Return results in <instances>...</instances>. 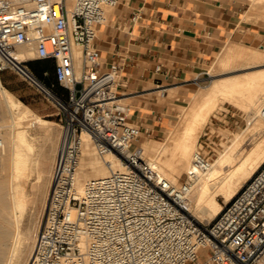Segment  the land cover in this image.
<instances>
[{"label":"built area","instance_id":"1","mask_svg":"<svg viewBox=\"0 0 264 264\" xmlns=\"http://www.w3.org/2000/svg\"><path fill=\"white\" fill-rule=\"evenodd\" d=\"M66 1L0 0V71L15 70L43 92L61 125L43 220L26 264H199L203 252L206 264H264V162L212 220L196 219L189 210L193 179L212 160L196 150L184 180L166 177L137 142L142 127L118 91L119 63L101 65L97 30L117 0H73L70 7ZM20 45H34L35 57L49 61L52 80L16 57ZM259 114L264 118V103ZM86 136L100 156L111 153L124 166L79 189Z\"/></svg>","mask_w":264,"mask_h":264},{"label":"bare ground","instance_id":"2","mask_svg":"<svg viewBox=\"0 0 264 264\" xmlns=\"http://www.w3.org/2000/svg\"><path fill=\"white\" fill-rule=\"evenodd\" d=\"M66 2L70 7L73 0ZM254 6L264 11V0H254ZM74 51L78 60L80 48L74 46ZM222 51L224 53L216 61L217 67H210L209 74L264 64V49L255 46L227 45ZM14 53L19 59H29L35 53L34 45H20ZM77 64L79 65L78 62ZM261 69L249 74L230 73L221 78H214L210 84L202 87L205 90H196L191 95L195 104L192 102L185 110L180 111L177 124L166 132L152 158H148L157 164L166 177L175 181L176 176L184 169L188 171L194 165L193 154L197 150L194 144L195 136L201 131V126L217 104V99L224 98L244 108L249 128H244L246 132L243 135L241 133L240 137L235 134L236 138L234 137L229 149L227 148L225 153L217 154L218 157L208 169H197L194 176L189 194V210L200 221L212 220L221 210L223 203L231 199L264 162V118L259 114L264 103V68ZM46 89V94L50 96L51 91L47 87ZM203 95L207 98L205 96L201 101ZM0 106L8 118L6 124L2 121L4 128H0V264H23L33 248V243L31 244L28 238L35 241L31 231L22 227L27 205L26 185L34 174L39 192L44 194L47 186V181L41 182L45 172L42 155L37 152L38 149L36 150V145L28 134V128L44 127L51 123L18 100L3 86L1 80ZM186 120H189L188 123ZM139 145L141 147V144ZM55 154H51L52 161ZM123 166L120 159L111 153L100 156L86 136L76 172L78 187L82 189L88 179L104 175L112 169H122ZM51 172L50 170V174ZM218 194H222L223 203L217 200Z\"/></svg>","mask_w":264,"mask_h":264},{"label":"crops","instance_id":"3","mask_svg":"<svg viewBox=\"0 0 264 264\" xmlns=\"http://www.w3.org/2000/svg\"><path fill=\"white\" fill-rule=\"evenodd\" d=\"M247 3L117 0L108 21L98 26L95 43L103 67L120 65L118 91L133 121L156 124L164 104L159 96L183 94L207 81L209 63L225 41L246 36ZM200 257L199 264H206Z\"/></svg>","mask_w":264,"mask_h":264},{"label":"rangeland","instance_id":"4","mask_svg":"<svg viewBox=\"0 0 264 264\" xmlns=\"http://www.w3.org/2000/svg\"><path fill=\"white\" fill-rule=\"evenodd\" d=\"M247 7L248 8L245 12L246 18L244 20L245 22H247V27L243 28V30L247 31L246 36L243 37V39H235L230 41L226 40L225 43L227 41L228 42L226 44L224 43L225 45L223 44L217 51V53L212 57L209 63L208 70L210 69V67H217L216 61L217 58L224 53L222 51L224 46H255L260 49H264V11L254 6V0H248ZM35 55L36 54L34 53V55L29 58L27 65L39 77L44 78V81L48 83L50 80H52V71L49 70V75L46 77L43 76L42 71L44 69H47V66H52L48 60L36 58ZM261 68H264V64L243 69L229 70L214 75L209 74V78L205 83L196 85L194 88L189 89V91L186 93L172 94L166 91L164 96H159L160 101L164 104L161 112V118H157L156 124L143 123L142 125L141 121H135L142 127V133L138 139L139 141L137 142L139 144V142L142 141L141 147L143 148L144 155L147 158H152V154L156 152L155 149L158 148L159 144L162 142L166 132L177 124L179 114L183 110H185L190 103L193 102L191 100V94L194 90H200V88L204 87L206 84H210L212 80H214V78H221L224 75H230V73H254L262 70ZM241 70L242 72H239ZM0 80L3 86L8 88L15 95V97L18 98V100L29 106L35 113L50 120L49 122L51 123V125L46 124L44 125V127L28 128V134L35 143L36 150L38 149L37 152L41 153L42 155L45 172L42 178L43 181L41 180V182L47 181V186L45 188L44 194L39 192V185L34 174L30 179H28L26 185L27 205L25 206L22 218V227L25 230L27 229L31 231V235L34 239L36 238V234L43 220L44 204L50 184V170L52 171V165L54 162V160H51V154L52 152L57 153L60 141L61 125L59 114L57 113V109L50 101V99H48L43 94V92L38 91L35 86L28 81V79L21 76L15 70L5 69L3 71H0ZM201 90L203 91L205 89L202 88ZM205 96L206 95H203L200 100L203 101V98L205 99ZM217 100V104H215V107H213L211 112H209V114L207 115V119L204 120L200 129L201 131H199L198 135L195 136L196 141L194 140V144L197 147V150L200 149L201 152L208 156L212 161H214V159L218 157L217 154H221L222 152L225 153V151H227V148L231 146V142L233 144L234 139L236 138L235 134L237 137H240L241 133L243 135V133L246 132V129L244 128H247L248 126V119L246 118L247 114L242 106L237 105L224 98H218ZM193 104L195 103L193 102ZM7 119V114L3 112L0 106V128L4 123L6 124ZM188 121L189 120H186L187 123ZM2 128H4V126H2ZM45 139L47 141H45ZM185 178L186 169H184L180 175L176 176L175 179L176 181H181ZM216 198L218 201L220 200V202L223 203L222 194L216 195ZM28 241H30L31 244H34L32 238H28ZM29 255L30 251L27 254V257L23 264H26ZM206 256L207 253L203 252L200 258L205 259Z\"/></svg>","mask_w":264,"mask_h":264},{"label":"trees","instance_id":"5","mask_svg":"<svg viewBox=\"0 0 264 264\" xmlns=\"http://www.w3.org/2000/svg\"><path fill=\"white\" fill-rule=\"evenodd\" d=\"M46 60V59H45ZM47 69L51 70L52 71V67L50 66H47ZM52 78H53V75H52Z\"/></svg>","mask_w":264,"mask_h":264}]
</instances>
